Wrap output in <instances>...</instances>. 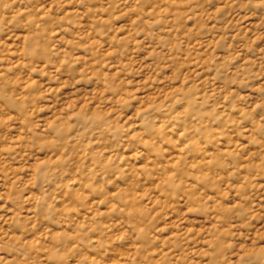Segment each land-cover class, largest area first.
Here are the masks:
<instances>
[{"label": "rangeland", "instance_id": "obj_1", "mask_svg": "<svg viewBox=\"0 0 264 264\" xmlns=\"http://www.w3.org/2000/svg\"><path fill=\"white\" fill-rule=\"evenodd\" d=\"M0 264H264V0H0Z\"/></svg>", "mask_w": 264, "mask_h": 264}]
</instances>
